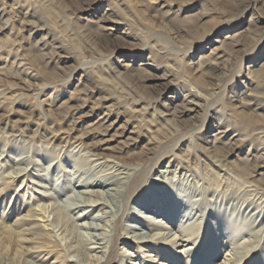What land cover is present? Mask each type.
Masks as SVG:
<instances>
[{
	"label": "rangeland",
	"instance_id": "rangeland-1",
	"mask_svg": "<svg viewBox=\"0 0 264 264\" xmlns=\"http://www.w3.org/2000/svg\"><path fill=\"white\" fill-rule=\"evenodd\" d=\"M43 1L0 0V192H4L0 195V224L20 232L25 226H14L16 220L35 208L39 223L46 230L53 229L47 225L53 217L51 206L45 213L42 207L55 201L43 198L40 192L46 188L28 180V175L10 178L17 166L12 158L25 148L42 165L57 163L58 170L48 179L38 178L34 169L29 179L58 191L73 179L69 171L83 167L81 156L77 149L66 146L57 157L45 160L34 152L45 151L44 139L30 136L38 127L63 132L73 128L76 135L91 130L85 134L90 135L87 143L99 138L106 141L99 152L123 160L137 156L136 165H144L147 175L134 198L150 189L149 202L163 199L166 205L160 214H150L163 223L143 221L151 225V234L167 237L165 240L144 248L145 244L131 241L126 245L130 232L120 230L114 243L119 256L105 264H118L125 249L145 263L161 254L156 259L165 264H264V230L251 233L255 216L264 215V190L262 186L246 187L245 180L226 171H235L233 163L243 164L250 172L248 179L256 184L264 181V0ZM26 12L38 26L28 25L31 28L21 31V17ZM5 23L8 27L2 29ZM194 85L206 97L195 96L191 102L186 93ZM87 92L90 100L85 98ZM118 96L121 102L115 104ZM82 98L88 106L81 107ZM64 103L71 114L79 108L86 115L82 120L80 114L66 118ZM104 113L108 115L102 119ZM63 132L59 135H66ZM213 144L217 154L201 147ZM68 154H76V159ZM213 155L226 166L216 169ZM69 195L64 192L58 198L66 201ZM134 198L122 205L126 212ZM97 212L88 214L93 218ZM77 221L81 224L88 219ZM125 224L142 223L123 215L120 227ZM194 225L192 243L176 240L196 248L179 252L183 247L171 241V234L183 228L190 232ZM56 231L65 245L61 230ZM82 232L90 236L91 230ZM18 243L14 242V249ZM6 244L0 239V264L3 258L16 259ZM91 254L89 264H99L95 257L103 253ZM57 256L60 254L44 263H55Z\"/></svg>",
	"mask_w": 264,
	"mask_h": 264
},
{
	"label": "bare ground",
	"instance_id": "bare-ground-1",
	"mask_svg": "<svg viewBox=\"0 0 264 264\" xmlns=\"http://www.w3.org/2000/svg\"><path fill=\"white\" fill-rule=\"evenodd\" d=\"M35 1L37 3L40 2L44 4L43 0H35ZM27 13L28 12L24 13V15L21 17L22 20V24H21L22 26L20 27L21 31H23L24 29L31 28L28 27V25L38 26L37 23L31 22L27 18ZM7 23H5V25L2 26L3 27L2 29L8 27ZM12 23L14 22L12 21ZM43 26H45V24L42 25V28ZM67 28L68 27H65L64 29ZM48 30L51 31L50 28ZM65 35L67 36V34ZM14 41L16 42L17 40ZM158 51H160V49ZM21 62L18 65L19 66L18 70L21 69V65L23 64ZM22 70H24V68ZM20 72L19 73L17 72L18 75L20 74ZM21 81H23V79H21ZM190 96L192 98L191 99L192 102L193 100H195V96L205 98L206 94L202 93L200 88L194 85L191 86L189 92L186 93V98ZM85 98L90 100L91 97L88 94V92L85 93ZM108 98L111 101L114 99V97L112 98L111 96H109ZM114 100L116 101V99ZM82 101L83 102L81 107L88 106V103L85 99L82 98ZM120 102H121V98L118 96V102H115V104H119ZM64 106H66V110L63 113L65 117L70 115L69 117L74 118L77 114H80L78 116V119L82 120L86 115V114L82 115L83 110H80L79 108H74V111L71 114L72 111L70 110L69 105L65 104ZM145 108H143V110ZM91 109H94V107H91ZM131 109L133 110V112L136 111L132 107ZM176 114L177 112L175 110L172 112L171 115L175 118ZM106 115L108 114L104 113V115H102L101 118L104 119ZM236 115L239 116V114ZM164 118L166 119V116H164ZM242 118L243 117L241 116V119ZM173 123L175 124V120H173ZM247 123H249V121H247ZM109 127L110 126L108 127L106 126L107 129H109ZM12 129L16 130L15 127ZM49 130H51V133H48ZM73 130H74L73 128H70L68 132H63L62 130H56L55 128H51V127L45 128V130H42V128L38 127V129L33 132L34 133L32 134L33 136H30L32 137L31 139H34L36 138V136L40 135L44 139V142L46 143L45 151L40 152L38 151V149H36L34 152L37 154L38 153L41 154V156H43L45 160L46 159L48 160L50 157L51 158L57 157L62 151V148L66 146L68 147L72 146L73 148L72 150L77 149L76 152L81 156L82 160L80 161V163L81 165L83 164L82 165L83 167L80 169V171H77L76 168L78 167L77 165H75L78 164L77 161L73 165V168L76 170L69 171V175H72L73 179L69 182L68 185H66L65 187H63L58 191H50V189H47L48 188L47 186L35 180L29 179L31 178L29 173L32 169L37 171L35 175L38 178L48 179L52 171L58 170V167L56 168L57 163L51 162L46 166L44 164L42 165V163H40L38 160L34 161L33 155L31 154V149H28L26 151L25 148L23 152L20 153V155L12 158L14 165L17 166L12 169L11 172L13 175L12 177L10 176V178L16 180L18 178L28 175L27 178L28 180L35 183L36 185L46 188L45 191L40 192L43 198H49L55 201L54 203L52 202V204L49 205L48 208L45 206L42 207V210L45 213V211L50 209L51 206L50 212L51 214H53V217L51 220H47L49 221L47 225L53 226V229L46 230L45 226L39 223L38 221L39 219L37 218L39 214L37 213L35 208H31L28 211V213L19 216L18 219L16 220L14 226H18L19 224L25 226V228H23L20 232H17L12 225L7 226L1 222V224L3 225L0 224V228L2 229V231L0 232V239L1 241L3 240V242H6L7 243L6 248L11 249V251L15 252L16 255L15 257L16 259L3 258V262H2L3 264H15L16 262H21V264H46L44 262L48 258L56 254H60V256L56 257L55 263L53 264H67V262L69 261L74 262V264H89L87 260L94 257V255L91 254V252L103 253L102 257L97 255L95 258H97L96 260L100 262L99 264H105L104 263L105 260L106 262H109L115 259L117 256H119V253L117 255L115 251L114 243L117 240V238L119 239L121 231L122 233L126 231V234L130 232V234H128L127 236L128 237L127 240L126 239L124 240L126 242V245H131L132 244L131 242L136 244H145L143 248L147 246V244L152 245L156 242L162 241V239L165 240L167 238L164 236H162L163 238L161 236L156 237V233L151 234V231L150 232L148 231V229L151 228V225L149 224L148 226H146L147 224L145 225V223L143 222L145 220L148 222L151 221L150 223H152V220H154L155 222L157 221L159 223H163L162 220L154 219V217H152V215L150 214L151 213L160 214L161 207L166 206L165 203H163L164 200L162 199L163 202L161 200H157L156 202L150 203L149 202L150 189L148 191L139 193L136 196V198H134L135 197L134 193L138 190V187H140L139 185H141L142 181H144L145 175H147L146 169L143 164L136 165L137 156L135 160H123L124 158H122L121 156L109 155V153H104L103 151L99 152L100 148H102V150L104 149L103 147H101L104 141L103 138H99L97 141L92 140L91 142L87 143L86 141L90 136V135L85 136L87 132L81 135H76L74 134ZM179 130L180 128L176 129V131ZM253 130L255 131L257 130V128ZM166 131H169V129H166ZM62 132L66 133V135L63 136L59 135ZM89 132L91 133V130H89ZM213 146L216 145L213 144L212 146L206 145L201 147L204 148V150L207 153L217 154L218 151L216 152L215 148H211ZM210 149H215V150L210 151ZM84 150L88 152V154L87 153L81 154L82 151ZM5 151H6L5 148L2 149L1 151L2 157L3 154H5L4 153ZM189 151H191V147ZM75 155L68 154V157L72 159L75 158L74 157ZM92 156H95V158H92ZM213 156L215 157V159H213L215 162L214 164L218 162L216 169H220L222 166L224 167L226 166L222 163L224 162L223 160H220L219 158L216 157L218 155H213ZM206 164L209 166V168L212 169V164L209 163ZM231 165L235 168V171H232V169L231 170L227 169L226 171L228 172L231 171V173L235 175V177L237 178L240 177L243 180H245L246 182L243 184L244 186L245 185L246 187L262 186L261 189L264 190L263 180H257V184H256L253 182V180L247 178L250 172L246 165L242 164L239 167L234 163ZM78 172L80 174L77 176L75 173ZM86 177H88L89 179L85 180L84 178ZM2 184H7V180ZM94 186L97 187L100 186L101 188H94ZM255 191H258L257 188ZM64 192L65 193L69 192L70 195L68 196V200L60 202V198L58 197H60ZM3 193L4 192H0V195H3ZM133 198H134V203L131 206L132 208L129 210V212H126V210L123 209L124 204L128 201H132ZM208 206L209 205H206V208H208ZM96 209H98V212L92 218V216H90L88 213ZM207 210L208 209H206V211ZM250 210L251 209H249V211ZM73 213H75V215L77 214L78 218H75ZM213 214L217 215L215 213ZM123 215H125V217H127L128 219L137 218V220H139V222L142 223L141 226L135 224H131V225L125 224V226L120 227V218L121 217L123 218ZM200 215H202V212ZM44 216L45 215H43V217ZM80 218H82V220L88 219V221L78 224L77 220H79ZM253 224L254 225H252L251 227V233L254 234L256 232H262L264 230V215H259V216L256 215L253 220ZM56 228H58V231L61 230V234H63V239L66 240L65 245H62L59 239L56 237V233H57V231L55 232ZM82 229H86L89 231L91 230L90 236H86L85 233L82 232ZM195 229H196V225L193 226L190 232L186 231V228H183L182 230L179 229L177 230V232L171 234L170 237H173L171 238L172 239L171 241L176 242V246L183 247V249L179 250V252L186 253L187 251L196 248L197 245H187L180 243L176 240V239H181V241L183 242L187 241L189 243H192L193 239H196L193 238V232H195L194 231ZM169 233L170 231L167 233V235ZM190 235L191 237H187ZM184 238L186 240H184ZM15 241L19 242L17 244L16 249H14ZM198 241H199V236L197 237L196 242ZM24 242H30L31 245L25 246ZM163 245L166 246L168 245V243L164 241ZM1 246L2 245H0V247ZM242 248H245V246L244 247L242 246ZM41 254L43 255L40 256ZM28 256L31 258H28ZM46 256L48 257L46 258ZM159 256H161V254H157V257L155 258L151 257L152 259H154L152 260V262L147 260V263H145V261L141 260L139 257H138L139 261H136L137 256H135V254L132 251L125 249L121 253V258H120L121 260L119 261L118 264H149V263L165 264L163 262H159L156 259ZM0 260L2 261V259ZM169 262H171V264H176V261H169ZM91 263L94 264L95 262H91ZM189 264H197V263H189Z\"/></svg>",
	"mask_w": 264,
	"mask_h": 264
}]
</instances>
